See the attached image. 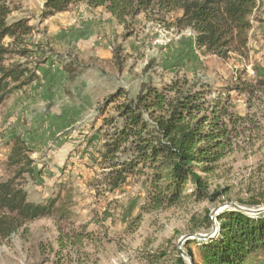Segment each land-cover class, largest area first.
Here are the masks:
<instances>
[{"label":"rangeland","instance_id":"obj_1","mask_svg":"<svg viewBox=\"0 0 264 264\" xmlns=\"http://www.w3.org/2000/svg\"><path fill=\"white\" fill-rule=\"evenodd\" d=\"M258 1L247 56L224 59L198 49L191 29L173 26L177 11L141 13L120 24L103 6L78 2L42 18L43 0H6L12 9L8 21L23 18L29 25L26 48L33 50L6 62L36 69L45 61L52 72L45 82L37 79L0 104V181L13 175L7 157L17 134L30 148L36 170L19 177L28 199L44 203L57 196L66 213L59 217L62 244L55 216L35 219L0 241V264H147V256L157 251L167 252L158 262L166 264L175 249L186 253L187 248L199 263L195 242L216 233L218 213H264V136L248 130L234 138L232 150L210 172H199L213 199L191 196L193 185L187 182L175 204L148 207L143 177L106 191L98 182L105 172L93 158L103 119L98 109L118 87L133 97L143 83L160 88L185 76L207 84L210 97L228 93L233 113L252 114L247 95L228 89L243 69L248 77H254L255 67L264 69V0ZM104 108V115L115 113L113 103ZM92 137L96 140L89 142ZM250 264H264V251Z\"/></svg>","mask_w":264,"mask_h":264},{"label":"trees","instance_id":"obj_2","mask_svg":"<svg viewBox=\"0 0 264 264\" xmlns=\"http://www.w3.org/2000/svg\"><path fill=\"white\" fill-rule=\"evenodd\" d=\"M43 2L42 18L82 2L89 7L103 6L120 24L133 21L141 13L164 16L177 11L179 15L174 18L173 26L179 31L191 29L198 49L224 59L231 54L247 56L249 32L253 27L251 17L260 5L258 0ZM11 11L6 0H0V104L11 93L37 79L38 69L34 66L28 67L19 61L6 62L14 58L11 56L22 59L33 51L26 48L29 25L23 18L8 21ZM38 62L39 65L45 61ZM254 70V77H248L243 69L234 86L228 89L247 95L252 114L243 116L230 110L228 93L224 96L219 92L210 97L213 91L207 84L185 76L176 77L160 88L143 83L133 97L118 87L98 109L103 119L97 127L100 145L93 158L105 172L98 182L106 191H114L130 177H143L150 202L147 206L152 208L178 202L187 182L193 185L191 196L213 199L214 196H208L199 172H210L214 164L232 150L234 138L246 130L264 136V69L255 67ZM254 98L258 104L252 101ZM111 103L115 113L104 115V107ZM95 140L92 137L89 142ZM30 152L19 135L11 137L7 164L14 167V172L0 181V241L9 238L27 222L55 216L58 240L62 244L59 224L66 211L57 205L59 197L48 198L44 203L31 201L19 181L22 174H35ZM216 220V233L195 242L199 263L192 249H186L193 264H250L253 256L264 251V213L252 217L238 209H227L218 213ZM165 256V251L149 254L147 264H160L159 260ZM168 260L166 264H187L178 249Z\"/></svg>","mask_w":264,"mask_h":264},{"label":"crops","instance_id":"obj_3","mask_svg":"<svg viewBox=\"0 0 264 264\" xmlns=\"http://www.w3.org/2000/svg\"><path fill=\"white\" fill-rule=\"evenodd\" d=\"M37 73H38V76H37V79H39L40 81H42V82H45V79H48L47 78V76H51V75H49V74H51V70L49 69V67H48V65L46 64V62H44V63H41V64H39V66L37 67ZM47 72V71H49V73L48 74H44L45 72ZM43 78H45V79H43ZM37 79H36V81H37ZM40 81H39V83H40ZM35 81H33L31 84H38V83H34ZM49 82V81H48ZM46 85V84H45ZM29 86V85H28ZM34 86V85H33ZM25 88V87H24ZM45 95H47V96H49V95H51V93L49 92V91H46V93H45ZM76 122H79V121H75V123ZM71 124H73V123H71ZM70 124V125H71Z\"/></svg>","mask_w":264,"mask_h":264},{"label":"water","instance_id":"obj_4","mask_svg":"<svg viewBox=\"0 0 264 264\" xmlns=\"http://www.w3.org/2000/svg\"><path fill=\"white\" fill-rule=\"evenodd\" d=\"M259 211V210H258ZM210 235H204V236H201V238L205 239L206 237H209ZM182 256H186L188 257V255L186 253H183L182 252ZM189 258V257H188ZM189 264H193V261L191 260V258H189Z\"/></svg>","mask_w":264,"mask_h":264}]
</instances>
